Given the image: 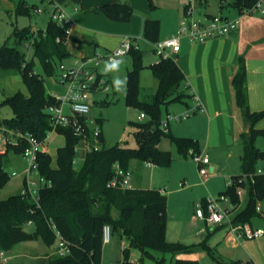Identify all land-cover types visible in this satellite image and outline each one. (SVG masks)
<instances>
[{"label": "trees", "instance_id": "obj_1", "mask_svg": "<svg viewBox=\"0 0 264 264\" xmlns=\"http://www.w3.org/2000/svg\"><path fill=\"white\" fill-rule=\"evenodd\" d=\"M150 8H153L151 0ZM257 0H231V5L241 14L243 9L252 7ZM19 9H28L23 0ZM100 13L111 21L127 23L132 16V8L126 4H106L99 7ZM160 24L157 20L146 19L143 23V38L155 43L158 41ZM18 41L30 43L33 54L30 60L25 58L15 47L3 45L0 48V73L5 76L16 75L27 90V95L17 91L5 97L2 104L10 108L12 117L4 120L8 129L28 132L43 140L52 130V121L45 108L55 104L51 94L44 87L43 75L36 73V63L42 73L52 76L58 64L67 59L70 53L67 36L51 19L44 32L32 33L30 28L16 30ZM132 67L127 72L125 103L137 108L147 118L146 122L134 123L136 148L114 146L102 147L87 153L79 169H76L74 147L78 138L69 128H56L64 136L65 144L57 149L56 166H51L48 153L38 154L40 176L47 182L39 189V206L20 193L0 200V253L11 251L22 242L41 240L48 248L56 243L55 231L66 241L69 253L65 256L47 255L37 264H100L103 249L102 229L108 225L111 235L126 238L127 247L123 250L121 264H136L129 260V249L138 250L142 256L153 258V253H169L173 264H198L197 261L179 260L175 257L183 253L205 251L217 264H245L240 260H224L214 247L205 241L196 246L172 243L166 239L167 199L158 189L131 188L126 190L109 188L108 182L113 177L112 166L119 163L123 170H129L133 162L150 163L158 167H168L172 156L167 151L158 149V143L164 137L176 145L179 153L187 155L192 148L199 152L197 143L188 138H176L160 127L162 107L181 102L186 94L181 90L185 81L184 74L172 56L160 59L150 65L157 88L151 101L139 99V75L143 68L141 50H131ZM237 106L242 114L248 131L242 134L243 154L241 159L242 174L232 178L233 184L220 194L228 198L232 205H237L239 197L236 189L245 187L239 178L254 174L256 164L264 160V150L255 146V139L262 131L254 128L264 119V111L250 112L248 108L246 68L244 57L238 58L236 71L231 79ZM100 141L103 142L102 135ZM24 145L7 146L0 154V188L9 180L4 169V158L8 150L22 152ZM264 201V175H255L253 183L248 184L246 207L232 220V226L249 224L258 216L257 204ZM30 226V231L26 230ZM163 259L157 264H162Z\"/></svg>", "mask_w": 264, "mask_h": 264}, {"label": "crops", "instance_id": "obj_2", "mask_svg": "<svg viewBox=\"0 0 264 264\" xmlns=\"http://www.w3.org/2000/svg\"><path fill=\"white\" fill-rule=\"evenodd\" d=\"M37 1L43 3L45 9H51L48 1ZM53 1L63 7L74 22L70 35L72 39L67 42L70 56L65 60L90 55L95 48L102 51L112 50L124 37L136 40L139 49V41L142 40L151 46L152 43L146 41L142 35L144 21H159L158 41L164 40L175 34L186 5L185 0H156V3L151 0L153 8L155 4L159 7L154 10L150 8L148 0ZM23 2L26 3V0ZM114 3L126 4L133 9L129 22L111 21L100 13V6ZM200 4L208 6L209 9L200 14L198 19L216 15L229 19L239 16L238 10L231 5V0H215L210 6L208 0H203ZM159 9H165L167 14L158 12ZM92 10L97 13L91 12ZM30 30L32 33L37 31L35 28ZM241 55L246 68L248 108L252 113L264 111V16H243L237 30L221 38L202 43H193L182 38L180 50L173 56L184 74L185 81L181 90L186 97L181 102L162 107V119L166 114H183L194 105V98H198L200 109L185 120L170 123L168 133L173 137L188 138L197 143L198 150L209 158L208 180H202L194 162L187 155L179 153L176 145L167 137L160 140L158 149L171 154L172 163L168 167L133 162L129 171L132 173L133 188L158 189L166 196V239L169 242L196 246L205 241L224 260L264 264V236L252 240L243 239L230 228L231 220L246 207L247 185L243 187L242 195L238 196L237 205H232L229 200L222 203L229 210V220L220 224H207L195 214L198 203H203L208 197L219 196L225 191L228 181L242 174V134L246 133L248 125L242 110L236 104L235 92L231 86V79ZM150 59L151 65L158 62L157 56ZM108 65L110 64L102 63L97 72L111 83ZM156 88L157 80L154 78L153 94ZM145 119L146 117L141 120ZM254 128L262 131L255 139V146L262 151L264 119L259 120ZM257 206L258 216L246 225L251 229H264L262 201ZM205 233L207 235L204 236ZM110 243L111 241L103 245L100 264H108L110 259L105 260L106 257L115 253V246ZM46 256L47 253L43 258ZM205 256H208L205 251L198 250L179 254L175 259L197 261L199 264ZM131 262L140 264L137 261Z\"/></svg>", "mask_w": 264, "mask_h": 264}, {"label": "built area", "instance_id": "obj_3", "mask_svg": "<svg viewBox=\"0 0 264 264\" xmlns=\"http://www.w3.org/2000/svg\"><path fill=\"white\" fill-rule=\"evenodd\" d=\"M47 1L51 7V20L64 31L67 36H70L74 26L72 18L59 4L55 3L53 0ZM201 1L203 0H187L183 16L178 23L175 34L151 44V48L157 55L158 60L168 59L177 54L180 50V40L182 38L193 43H202L207 40L221 38L236 31L243 16H264V2H262V0H257L252 7L243 9L241 14L234 19H229L221 15L198 19L194 17V11L196 4ZM34 11L36 13H41L43 9L34 7ZM25 45L27 47L31 46L30 43H26ZM131 50H139L138 42L130 37H124L120 44L112 50L102 51L99 48H95L90 55L61 61L57 66L59 72L57 81L58 84L63 86L64 93L62 95L51 94L55 104L45 108V112L52 121V130L46 133L43 140H39L31 133H22L8 129L4 124H0V154L5 151L8 145L18 147L23 144L24 147L21 156L27 165L25 173L26 178L30 175L39 177L40 181L44 182L43 186H46L47 182H45L39 174L38 154L47 153L45 140L56 128H69L72 130L73 135L78 138V143L74 147V153L76 155L73 160L74 166L79 161L83 162L87 153L100 150L102 148L100 128L96 125L95 121H91L86 117L91 109V93L108 92L110 90L108 80L103 75L98 74L97 68L102 63H121ZM194 102V105L188 108L183 114H166L160 121V129L167 133L170 123L185 120L190 115L197 112L201 107L198 98L195 97ZM65 105L69 107L71 111L70 115H64L63 107ZM143 118H145V115L141 114L140 119ZM90 124L93 125V127H91ZM187 156L196 165L198 174L202 180L207 181L210 177L208 171V156L200 151L196 152L192 148L187 151ZM112 170L113 177L107 185L109 188L121 190L133 188L131 183L132 173L129 170H123L117 162L113 164ZM15 175L16 173H12V176ZM255 175H264V170L259 169L256 170L254 174L243 176L238 179V182H247V184L253 183ZM232 184V180L228 181L226 188ZM41 187V185L27 183L25 181L20 194L26 199L33 201L36 206H39V189ZM243 190L244 188L242 186L237 187V196H241ZM227 200L228 198L224 195L206 198L203 203H198L195 207L197 218L205 221L207 224H220L224 220H229V210L222 205V203ZM256 211H259L258 206L256 207ZM230 228L232 231L236 232L239 238L243 239L252 240L264 236V229H251L246 224L243 226H232V224H230ZM55 236V254L59 256L67 255L69 249L66 241L60 237L57 231H55ZM110 238L111 229L108 225H105L102 229L103 243H108ZM126 247L127 244L122 242L121 250L123 251ZM3 254L4 253H0V260L5 259L3 258Z\"/></svg>", "mask_w": 264, "mask_h": 264}, {"label": "rangeland", "instance_id": "obj_4", "mask_svg": "<svg viewBox=\"0 0 264 264\" xmlns=\"http://www.w3.org/2000/svg\"><path fill=\"white\" fill-rule=\"evenodd\" d=\"M20 1L21 0H0V48L3 45L15 47L21 54L25 55L26 59L30 60L33 54V47H27L25 45L26 43L18 41L14 36V33L16 30H21L23 28H35L37 31L44 32L47 23L51 19V9H45V5L43 6V3H40L37 0H26L24 5L26 4L29 9L27 10L28 13H26L25 9H19ZM185 2L187 3V0H185ZM212 2H215V0H208V5L210 6V3ZM262 2H264V0H262ZM153 3H156V0H153ZM33 5L42 8L43 11L41 13H36ZM154 7V10L159 8L156 4ZM207 9H209L208 6L204 7L200 2L197 3L194 17H200V14H203ZM149 10L151 9L149 8ZM91 12L97 13L96 10H92ZM158 12L167 14L165 9H159ZM139 43L141 44L140 50L143 55V68L139 75V99L140 101L146 102L151 101L153 97L154 76L150 69V57L155 58L157 55L153 52L150 44L143 40L139 41ZM131 67L132 58L130 55L125 56L123 63L117 64L115 69L108 67L107 70L111 80V83H109L110 90L108 92L91 93V110L86 117L91 121H95L96 125L100 128L103 137L102 147L104 148H111L114 146L136 148L137 141L134 136V123L147 121V118L143 121L140 119L141 111L139 109L129 107L125 103L127 72ZM35 71L36 73L43 75L44 87L47 91L51 92L52 95H62L64 93L63 86L58 84L57 81L59 73L58 69H55V73L52 76H47L42 73L41 67L36 63ZM118 79L123 81L119 90L115 83ZM17 91L27 95V90L22 84L20 78L16 75L5 76L0 73V124H3L4 120H8L12 117L10 108L2 104L3 100L5 97L10 96ZM70 112L69 107L65 105L63 107L64 115H69ZM90 126L93 127L91 124ZM64 144V136L56 131H52L45 140L47 153L51 157L52 167L56 166L57 149L63 147ZM81 164L82 162L79 161L75 165V168L79 169ZM26 168V162L23 160L21 154L12 149L8 150L7 155L4 158V169L9 175V180L2 188H0V200L7 199L10 196L20 193L25 181L27 183H35L36 185H44V182H41L40 178L35 177L34 175H30L26 178ZM256 168L257 170H264V160H259L256 164ZM12 173H16V175L12 176ZM245 184L248 186L247 182H245ZM262 206H264V201H262ZM31 229L30 226H26V230L30 231ZM205 235H207V233H205L204 236ZM110 241V244L115 246V253L113 256L106 257L105 260L110 259L108 264H121L123 260L121 241L126 242L127 240L126 238L120 240L118 235L112 234ZM55 247L56 243L51 248H48L41 240L18 243L11 251L3 254V258L5 259H1L0 264H37V262L43 259L45 253H47V255L52 253L55 254ZM162 259V264H173L169 253L160 254L154 252L153 258H151L142 256L138 250L129 249L130 261H137L140 264H157V262ZM199 264L217 263L208 255L201 259Z\"/></svg>", "mask_w": 264, "mask_h": 264}, {"label": "clouds", "instance_id": "obj_5", "mask_svg": "<svg viewBox=\"0 0 264 264\" xmlns=\"http://www.w3.org/2000/svg\"><path fill=\"white\" fill-rule=\"evenodd\" d=\"M108 67L115 69L117 67V64L116 63H112ZM115 83H116L117 88L119 90V87L123 83V81H121V80L118 79V80L115 81Z\"/></svg>", "mask_w": 264, "mask_h": 264}, {"label": "water", "instance_id": "obj_6", "mask_svg": "<svg viewBox=\"0 0 264 264\" xmlns=\"http://www.w3.org/2000/svg\"><path fill=\"white\" fill-rule=\"evenodd\" d=\"M248 131V127L245 129V132H247Z\"/></svg>", "mask_w": 264, "mask_h": 264}]
</instances>
